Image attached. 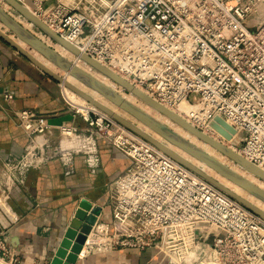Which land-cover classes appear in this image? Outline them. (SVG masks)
I'll return each mask as SVG.
<instances>
[{
  "label": "built area",
  "instance_id": "2783aa9c",
  "mask_svg": "<svg viewBox=\"0 0 264 264\" xmlns=\"http://www.w3.org/2000/svg\"><path fill=\"white\" fill-rule=\"evenodd\" d=\"M18 1L63 39L158 102L196 106L187 118L198 130L228 141L264 169V0ZM66 103L86 123L85 130L54 126L34 109L17 113L30 143L4 161L9 174L0 180L6 185L0 208L11 222L17 217L8 191L48 160L58 158L71 174L75 156L87 155V168L97 174V133L130 163L112 183V219L104 222L97 216L78 259L85 250L89 256L135 249L154 250L168 264H264L262 217L108 114L88 103L84 110L70 99ZM217 117L235 129L231 140L212 126ZM55 130L62 135L59 143L50 138ZM2 233L0 259L20 264Z\"/></svg>",
  "mask_w": 264,
  "mask_h": 264
},
{
  "label": "crops",
  "instance_id": "0c3cea01",
  "mask_svg": "<svg viewBox=\"0 0 264 264\" xmlns=\"http://www.w3.org/2000/svg\"><path fill=\"white\" fill-rule=\"evenodd\" d=\"M6 92L14 93L17 107L36 110L54 126L69 123L80 130L86 129L80 115L66 103L58 80L23 60L0 40V96ZM29 143L30 137L11 121L6 110L0 108L3 160L10 155H20ZM100 151L102 165L97 174L90 172L82 157H77L71 174H67L58 158H53L40 169H32L23 185L8 191L11 194L9 206L17 221L11 222V217L0 208V231L11 240L20 256V264L52 260L84 199L101 207L102 221L112 219L110 183L126 169L128 161L121 152L104 142L100 143ZM5 188L6 185L1 186L0 190ZM159 255L154 250L125 249L85 256L76 264H167Z\"/></svg>",
  "mask_w": 264,
  "mask_h": 264
},
{
  "label": "water",
  "instance_id": "95a60500",
  "mask_svg": "<svg viewBox=\"0 0 264 264\" xmlns=\"http://www.w3.org/2000/svg\"><path fill=\"white\" fill-rule=\"evenodd\" d=\"M2 1L7 3L11 7V9L10 11H8L0 6V23L3 24V26L6 27L8 30L12 31L19 40L24 42L26 45L30 46L33 50H35L45 59L50 61L60 70L64 71L65 73H69L71 76L84 83L87 87L99 93L101 96H103V98H105L109 102L119 106L132 118L138 120L139 122L147 126L153 133L166 139L174 146L182 149L184 152L188 153L194 159L198 160L199 162H202L204 165L212 169L218 175L222 176L223 178L227 179L228 181L242 188L250 195H253L258 199L264 201V191H262L260 188L253 185L248 180L241 177L239 174L232 171L231 169H229L228 167H226L225 165H223L221 162L214 159L213 157L207 155L200 149L190 147L184 144L179 138L175 137L169 129L159 125L157 122L153 120V118L147 116L142 111L138 110L136 107L132 106L130 103L125 101L123 97L120 94H118L115 90L98 82L97 80L86 74L78 67L73 66L72 63L64 59L62 56H60L53 48L48 46V44L40 40L36 35H34L29 30H27L22 24L17 22L12 15L25 18L34 25L35 29L39 30L44 35L48 36L52 41L63 46L64 48L76 54L77 56L80 55L79 50L76 49L75 46L67 42L65 39H63L61 36H59L57 33L51 30L48 26H46L43 22L37 19L18 0H2ZM0 38L3 39L6 43L10 44L16 50H18L19 53L25 56L33 64H35L45 74H48L49 76L53 77L59 82L64 83L63 78L60 75L50 71L45 66H43L34 56L30 54V52L20 47L11 37L6 35V33H4L2 30H0ZM81 59L87 64H89V66H91L94 70L102 73L110 80H112L114 83L121 86L126 93H130V92L133 93L135 96L142 99L146 104L152 106L160 113L167 115L172 120H174L175 122L179 123L181 126L186 128L187 130H189L191 133L195 134L198 138L212 144V146H214L217 150H219L222 154L226 155L228 158L238 163L242 168H245L249 172H252L256 176H258L260 179L264 180V173L262 171L257 169L255 166L248 164L246 161L241 159V157L230 151L228 148L218 143H215L212 139L209 138V136L205 135L197 128L191 126L183 119L167 111L160 104L151 100L147 95L141 93L139 90H137L134 87V85L124 80L118 74L113 73L107 67H103L97 64L91 57H89L86 54L84 56L82 55ZM64 85H66V87H68L73 92L84 98L87 102L91 103L92 105L103 111L104 113L114 118L120 124L124 125L128 129L132 130L133 132H135L145 140L149 141L150 143L158 147L160 150H162L164 153H166L168 156H170L171 158H173L183 166L187 167L196 174L202 176L209 182L215 184V186L220 188L222 191L226 192L230 197L237 200L238 202L243 204L246 208H248L249 210H251L252 212H254L255 214L259 215L264 219V213H262L260 210L255 208L253 205L247 203L246 201L242 200L241 198H238L236 195H233L230 191L225 189L222 185H220L212 178L208 177L204 172H202L200 169L195 167L193 164H191L187 160H184L180 156L174 154L166 146L160 144L155 139L148 136L144 131L138 129L132 122L127 121L122 117H119L118 115L114 114L104 105H102L100 102H98L89 94L80 90L73 84L66 82L64 83ZM212 126L218 131H220L227 139H231L232 135L235 134V129L232 128L228 123H226L220 117L216 118L215 122L212 123ZM101 211H102L101 207L93 206V204L88 200L84 199L80 202V206L77 209L74 218L70 222L65 237L62 240L60 246L57 248L50 264L77 263L78 260L77 255L80 253L82 244L86 240V235L90 233L92 229V225L96 223L97 216L101 214Z\"/></svg>",
  "mask_w": 264,
  "mask_h": 264
},
{
  "label": "bare ground",
  "instance_id": "6f19581e",
  "mask_svg": "<svg viewBox=\"0 0 264 264\" xmlns=\"http://www.w3.org/2000/svg\"><path fill=\"white\" fill-rule=\"evenodd\" d=\"M4 9L6 10L7 8H10V6L7 4V3H5L4 4ZM27 8V10L29 11V12H31L32 13V11L30 10V8H28V7H26ZM33 14V13H32ZM12 15V14H11ZM34 15V14H33ZM12 16H14V15H12ZM35 17H36V15H34ZM19 17V16H18ZM14 18V17H13ZM23 18V17H22ZM37 19H38V17H36ZM15 19V18H14ZM16 20V19H15ZM17 22H19L18 20H16ZM28 21V20H27ZM21 22V21H20ZM19 22V23H20ZM29 22V21H28ZM31 23V22H30ZM20 24H22V22L20 23ZM32 24V23H31ZM23 25V24H22ZM24 26V25H23ZM27 30H29L30 32H32L34 35H36L40 40H42L43 42H45L46 43V41L39 35V34H42V33H40V32H38L36 29H35V27H33V26H31L30 28H27L26 26H24ZM51 29V28H50ZM52 30V29H51ZM67 42H69L70 44H72L73 46H75V48L76 49H78L79 50V53H80V55L79 56H77L76 54H74V53H72V52H70L69 50H67L66 48H64L63 46H61V53H59L60 52V49H59V52L55 49V48H53L52 46H50L48 43H46V44H48V46H50L51 48H53L60 56H62L64 59H66L67 61H69L70 63H72V65L73 66H76V67H78L79 69H81L82 71H84L86 74H88L89 76H91L92 78H94L95 80H97L98 82H100V83H102V84H104V85H106L107 87H109V88H111V89H113V90H115L118 94L120 93V88H118L119 87V85L118 84H116V83H114L112 80H110L108 77H106L105 75L103 76V74L102 73H100V72H98V71H96V72H88L87 70H85L84 68H82L81 67V65H80V63L81 62H84L82 59H81V56L83 55H85V53L84 52H82L81 50V46L79 47L78 45H75L74 43H72V42H70V41H68V40H66ZM15 42L20 46V47H22V46H24L25 47V44L24 43H20L21 41L18 39L17 41L15 40ZM59 45V44H58ZM24 47H22L23 49H24ZM65 50H67L66 52H64ZM33 56V55H32ZM44 58V57H43ZM37 59V58H36ZM43 66H45L47 69H49L50 71H52V72H54L53 71V69H55L56 68V66L54 65V64H52L50 61V64H52V68H50V67H48L46 64H44L42 61H40L39 59H37ZM47 60V59H46ZM94 60V59H93ZM48 61V60H47ZM97 64H99V65H101V66H103V67H106V66H104V65H102L99 61H96V60H94ZM48 63V62H47ZM84 63H86V62H84ZM87 64V63H86ZM87 65H89V64H87ZM91 67V66H90ZM110 70V69H109ZM112 71V70H111ZM100 73V74H102V76L101 77H99L97 74L98 73ZM113 72V71H112ZM55 73V72H54ZM113 73H115V72H113ZM57 74V73H56ZM116 74V73H115ZM63 76V77H62ZM61 77L63 78V82L64 83H66V82H68V83H70V84H73L74 86H76L77 87V85L75 84L76 82H75V80L77 81V82H79V83H82L81 81H79L78 79H76V78H74L73 76H71L69 73H65V72H63V75H62ZM75 79V80H73V79ZM107 78L111 81V83L109 82V83H107ZM124 80H126V78H124V77H122ZM127 81V80H126ZM64 83H63V85H64ZM83 84V89L82 88H79L80 90H82V91H84V92H86L87 94H89L91 97H93L95 100H97L98 102H100L102 105H104L106 108H108L110 111H112L114 114H116V115H118L119 117H122L123 119H125V120H127V121H130V122H132L138 129H140V130H142V131H144L148 136H150L151 138H153V139H155L157 142H159L160 144H162V145H164V146H166L169 150H171V152H173L174 154H176V155H178V156H180L181 158H183L184 160H187L188 162H190L191 160V158L189 159V158H186V157H184L183 155H181V152H179V151H183L182 149H180V148H178V147H176L177 149H179V151H175V150H173L172 148H171V145H173V144H171L169 141H167L166 139H164V138H162V137H160L159 136V138H161V140L159 139V138H156V136H154V135H156L155 133H153L147 126H145L144 124V126H145V128H142L141 127V125L140 124H142L141 122H139L138 120H136V121H132V120H130L129 118L131 117V116H129V114L128 115H126L125 113H121V112H118L117 110H118V108H119V106H117L116 104H115V106H113V105H110V104H106V103H103V102H101L100 100H98L96 97H97V95L99 94V93H97L96 91H92V89L91 88H89V87H87L84 83H82ZM117 87H116V86ZM137 90H139L141 93H143V94H145V95H147L151 100H153V101H155L156 103H158V104H160L163 108H165L167 111H169V112H171V113H173L174 115H176L177 117H179V118H181V119H183L184 121H186L188 124H190L191 126H193V127H195V128H197L196 127V125L190 120V119H188L187 118V113H189V111L191 110V108H195L196 106H191L189 103H187V102H185V103H182V104H180L179 106H177V107H169V106H167V105H165V104H162V103H160V102H158L157 100H155L154 98H152V97H150L148 94H146L141 88H139V87H136V86H134ZM66 88V90H67V94H68V96L66 97V98H73L72 100L73 101H75V99H76V97L77 96H79L78 94H76L75 92H73L71 89H69L68 87H66V85H64V89ZM78 88V87H77ZM122 88V87H121ZM65 93V92H64ZM67 94H65V95H67ZM130 94H132V95H134L133 93H131L130 92ZM121 95V94H120ZM122 97H123V99L125 100V101H127L128 103H130L132 106H134V107H136L138 110H140V111H142L144 114H146L147 116H149V117H151V118H153V120L155 121V122H157L159 125H161V126H163V127H165V128H167V129H169L171 132H172V134L175 136V137H177V138H179L184 144H186V145H188V146H190V147H194V148H197V149H200L201 151H203L204 153H206L207 155H209V156H211V157H213L214 159H216V160H218L219 162H221L223 165H225L226 167H228L229 169H231L232 171H234V172H236L237 174H239L241 177H243V178H245L246 180H248L250 183H252L253 185H255V186H257L258 188H260L262 191H264V184L263 185H257L256 184V182H255V177H257V178H259L258 176H256L255 174H253L252 172H249L248 170H246L245 168H243V169H245V171L243 172V171H239V169L238 168H236V167H234V166H232L231 164H230V160H228V159H226L225 158V156L226 155H224V154H222L219 150H217L214 146H212V144H210V143H208V142H205L204 140H202V139H200V138H198L195 134H193V133H191L189 130H187L186 128H184L183 126H181L179 123H177V122H175L174 120H172L170 117H168L167 115H165V114H162V113H160L158 110H156L155 108H153L152 106H150V105H148V104H146L142 99H140L139 97H137L136 96V98L138 99V100H140L142 103H145V105H147V106H149V108H150V110H148V107H147V109H144V104H142V105H136V104H134L133 102V98H126V96H123V95H121ZM135 96V95H134ZM103 97V96H102ZM79 98V97H78ZM82 99H84V98H82ZM79 100H81L80 98L76 101V102H78ZM83 101V100H82ZM84 101H85V99H84ZM83 101V102H84ZM75 103V102H74ZM76 104H78V105H80L79 103H76ZM84 104H85V102H84ZM83 104H81V107H83L82 106ZM118 107V108H117ZM82 109V108H81ZM98 110V109H97ZM101 111V110H100ZM156 112V114H152V112ZM103 112V111H102ZM178 125V126H177ZM180 126V127H179ZM205 135H207V136H209V138L210 139H212L215 143H218V144H220V145H222V146H224V147H226V148H228L230 151H232L233 153H235L236 155H238L239 157H241V159H243L244 161H246L248 164H250V165H253L246 157H244L242 154H241V152H239L238 150H236L232 145H231V143H229L228 141H226V142H223V141H220L219 139H217L216 137H213V136H211V135H208L207 133H204ZM226 138V137H225ZM231 139H232V137H231ZM231 139H228V140H231ZM186 153V152H185ZM186 154H188V153H186ZM167 155V154H166ZM224 156V157H223ZM170 157V156H169ZM192 157V156H191ZM227 157V156H226ZM173 159V158H172ZM230 159V158H229ZM193 160H194V158H193ZM196 160V159H195ZM232 160V159H231ZM198 162V165L197 164H193V163H191V164H193L195 167H197L198 169H200L202 172H204L205 173V170H206V168H208L206 165H204L202 162H199V161H197ZM235 166H240L238 163H236L235 161H231ZM253 166H255V165H253ZM257 169H259L260 171H262L263 173H264V169L263 168H261V167H259V166H255ZM210 169V168H209ZM210 170H212V169H210ZM206 174V173H205ZM208 177H210V178H212L213 180H215L216 182H218L220 185H222L225 189H227L228 191H230L233 195H236L238 198H241L242 200H244V201H246L247 203H249V204H251V205H253L255 208H257L258 210H260L262 213H264V201H262V200H260V201H262V205H256V204H254V203H252V202H250L249 200H252V201H259L258 200V198L257 197H255V196H253V195H251L248 199L246 198V197H244L242 194H240V193H235L234 191H232V190H230L224 183H222V182H220V181H218V180H216L215 178H213L212 176H210V175H208V174H206ZM202 177V176H201ZM222 177V176H221ZM203 178V177H202ZM204 180H206L205 178H203ZM260 179V178H259ZM227 180V179H226ZM260 180H262V179H260ZM206 181H208V180H206ZM262 181H264V180H262ZM209 182V181H208ZM211 183V182H210ZM213 184V183H212ZM215 185V184H214ZM237 186V185H236ZM240 188V187H239ZM242 189V188H241ZM243 190V189H242ZM226 193V192H225ZM92 237V236H91ZM84 254H86V250L84 251V253H83V256L85 257L86 255H84ZM177 263V262H176ZM0 264H6V262L5 261H3V260H1L0 259Z\"/></svg>",
  "mask_w": 264,
  "mask_h": 264
},
{
  "label": "rangeland",
  "instance_id": "374dc122",
  "mask_svg": "<svg viewBox=\"0 0 264 264\" xmlns=\"http://www.w3.org/2000/svg\"><path fill=\"white\" fill-rule=\"evenodd\" d=\"M4 4H5V2L4 1H2V0H0V6L1 7H3V8H5L4 7ZM10 9H11V7L10 8H7L6 10H8V11H10ZM16 20H18L19 22L21 21L22 22V24L24 25V26H26L27 28H30L31 26H33L34 27V25L33 24H31L30 22H28L25 18H22V17H18V16H16V15H14L13 16ZM20 22V23H21ZM0 30H2L4 33H6V35H8L9 37H11L14 41L16 40H18V38L16 37V35L12 32V31H10V30H8L6 27H4L3 26V24H1L0 23ZM37 30V29H36ZM38 32H40L39 30H37ZM40 33H42V32H40ZM45 41H46V43H48L50 46H52L53 48H55L58 52H59V49L61 48V46L60 45H58L57 43H55L54 41H52L48 36H46V35H44L43 33L42 34H39ZM0 40L3 42V43H5V44H7L8 46H10L12 49H14L15 50V53L18 55V56H20V57H22V59L23 60H26V61H28V62H30L33 66H35L36 68H38L35 64H33L30 60H28L25 56H23L21 53H19L18 52V50H16L15 48H13L10 44H8V43H6L3 39H1L0 38ZM21 41V40H20ZM21 44L22 43H24V42H20ZM25 44V43H24ZM22 47H24V46H22ZM24 49L26 50V51H28V52H30V54L31 55H33L35 58H37V59H39L40 61H42L44 64H46L48 67H50V68H52V64H50V62L49 61H47L45 58H43V56H41L39 53H37L35 50H33L30 46H28V45H26L25 44V47H24ZM67 50H65L64 52H66ZM62 51H61V49H60V52L59 53H61ZM48 62V63H47ZM80 65H81V67L82 68H84L85 70H87L88 72L90 71V72H96L92 67H90L89 65H87L86 63H84V62H81L80 63ZM39 69V68H38ZM40 71H42L41 69H39ZM53 71L55 72V73H57L58 75H60V76H62L63 75V72L64 71H62V70H60L59 68H55V69H53ZM43 72V71H42ZM44 73V72H43ZM98 73V72H97ZM45 74V73H44ZM99 77H101L102 76V74H100V73H98L97 74ZM47 76H49L48 74H47ZM104 76V75H103ZM51 77V76H50ZM63 77V76H62ZM51 78H53V77H51ZM73 79V78H72ZM73 80H75V79H73ZM75 84L77 85V87L78 88H82L83 89V84L82 83H79V82H77L76 80H75ZM111 83V81L107 78V83ZM58 83L61 85V87H62V89L64 90V94H67V90H66V88L64 89V85H63V83L62 82H59L58 81ZM112 84V83H111ZM116 86V85H115ZM117 87V86H116ZM118 88H120V93L119 94H121V95H123V96H126V98H133L132 100L134 101L133 103L134 104H136V105H142V104H144L145 105V103H142L140 100H138L137 98H136V96H134V95H132V94H130V93H126L122 88H121V86H119ZM93 91V90H92ZM8 93H11L12 95H13V98L12 99H7V98H5L4 97V95L1 97L0 96V108L1 109H3V110H6L7 111V113H8V115H9V117H10V119H11V121L17 126V127H19V128H21L22 129V126H21V124L19 123V121H18V117H17V113L19 112V111H21V110H23V108H19V107H17V105H16V103H15V95H14V93H12V92H8ZM68 96V94L66 95V97ZM81 99V100H79L78 102H76L79 98ZM98 100H100L101 102H103V103H108V104H110V105H113V106H115V104H113V103H111V102H109L108 100H106L105 98H103L100 94H98L97 95V97H96ZM67 99H69V98H67ZM73 98H70V100L71 101H73L72 100ZM84 99H82V97L81 96H77L76 97V99H75V101H73V102H75V103H79L80 105L81 104H83L84 106L88 103L90 106H92L93 108H96V109H98V110H100L99 108H97V107H95L94 105H92L91 103H89V102H87L86 100L84 101L85 102V104H84ZM80 108H82V110H84V108L83 107H81V106H79ZM147 107H148V110H150V108H149V106H147V105H145L144 106V109H147ZM118 108V107H117ZM118 112H123V113H125L126 115H128L123 109H121L120 107L118 108V110H117ZM156 114V112L154 111V112H152V114ZM130 116V115H129ZM81 118V117H80ZM130 120H132V121H136V119H134V118H132V117H130L129 118ZM81 120H82V118H81ZM83 121V120H82ZM84 122V121H83ZM63 124H66V125H71V124H69V123H63ZM86 124V123H85ZM60 125H62V124H60ZM141 125V127L142 128H145V126L143 125V124H140ZM59 126V125H58ZM178 126V125H177ZM78 127V126H77ZM85 127H86V125H85ZM180 127V126H179ZM79 128V127H78ZM23 130V129H22ZM80 130V129H79ZM130 130V129H129ZM80 131H82V130H80ZM132 131V130H131ZM133 132V131H132ZM92 133V132H91ZM135 133V132H134ZM90 134V133H89ZM136 134V133H135ZM54 135V136H53ZM138 135V134H137ZM94 138H95V140H96V143H97V150H98V152H99V156H100V167H99V169L101 168V165H102V155H101V151H100V143H102V142H104L105 144H107V146H109V147H111L112 149H117V148H115L114 147V145L109 141V139L107 138V137H100L97 133H94ZM139 136V135H138ZM154 136H156V138H159V136L156 134V135H154ZM139 137H141V136H139ZM49 138V137H48ZM51 138V140H53V143H59V142H61V138H62V135H61V132L59 131V130H57L56 132H54L53 134H52V136L50 137ZM144 139V138H143ZM160 140H161V138H159ZM171 148L173 149V150H175V151H179V149H177L176 148V146H174V145H171ZM118 150V149H117ZM119 151V150H118ZM120 152V151H119ZM179 152H181V155H183L184 157H186V158H191L190 160V162L191 163H193L194 165L195 164H197L198 165V160H193V157H191L189 154H186L184 151H179ZM1 152H0V180L2 179V180H5V178L4 177H6V176H8V174H9V172H8V170H7V168L4 166V160H3V157L1 156ZM122 154V153H121ZM123 156H124V154H123ZM77 157H82L83 159H84V161H85V159H86V157H87V155H81V154H79V155H76L75 156V161H76V159H77ZM224 157V156H223ZM124 158L126 159V161H128V165H129V163H130V160L126 157V156H124ZM225 158L226 159H228V160H230V164L232 165V166H234V167H236V168H238L239 169V171L241 172V171H245V169H243L241 166H235L231 161V159H229L228 157H226L225 156ZM127 165V166H128ZM86 167H87V165H86ZM190 170V169H189ZM195 173V172H194ZM205 173L206 174H208V175H210V176H212L213 178H215L216 180H218V181H220V182H222V183H224L230 190H232V191H234L235 193H240V194H242L244 197H246L247 199L251 196L248 192H246V191H244V190H242L241 188H239L238 186H236L235 184H233L232 182H230V181H228V180H226L225 178H223V177H221L220 175H218L216 172H214L213 170H210L209 168H206V170H205ZM242 173V172H241ZM114 181V180H113ZM113 181L110 183V191H111V196L113 197ZM255 182H256V184L257 185H263L264 184V181H262V180H260L259 178H257V177H255ZM4 185H5V183H3ZM1 186V185H0ZM1 191V190H0ZM249 200V199H248ZM259 200V199H258ZM250 202H252V203H254V204H256V205H262V201H252V200H249ZM243 205V204H242ZM251 211V210H250ZM254 213V212H253ZM259 216V215H258ZM202 229H203V226H200V227H198V230L199 231H202ZM2 238V237H1ZM154 256H157L155 253H154ZM160 256V255H159ZM166 262H167V260H165ZM167 264H168V262H167Z\"/></svg>",
  "mask_w": 264,
  "mask_h": 264
}]
</instances>
